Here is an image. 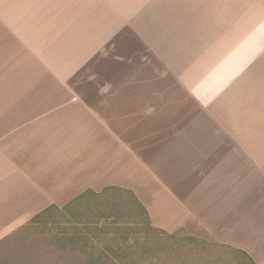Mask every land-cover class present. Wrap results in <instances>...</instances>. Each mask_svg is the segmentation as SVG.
<instances>
[{
  "label": "crops",
  "instance_id": "crops-1",
  "mask_svg": "<svg viewBox=\"0 0 264 264\" xmlns=\"http://www.w3.org/2000/svg\"><path fill=\"white\" fill-rule=\"evenodd\" d=\"M138 173L169 237L264 264V0H0V241Z\"/></svg>",
  "mask_w": 264,
  "mask_h": 264
},
{
  "label": "rangeland",
  "instance_id": "rangeland-1",
  "mask_svg": "<svg viewBox=\"0 0 264 264\" xmlns=\"http://www.w3.org/2000/svg\"><path fill=\"white\" fill-rule=\"evenodd\" d=\"M159 69H162L160 64ZM167 88L174 89L178 100L181 101L180 105L184 100L188 102L177 82L172 85L169 78ZM178 117H181V114L176 115V118ZM159 121L166 122V116ZM158 132L159 137L161 134L164 137L163 140H159V145L165 148L166 131ZM141 133L143 144L141 146L133 144L131 147L137 150L144 160L149 161L152 131L129 130L126 138L130 142H135L136 137L141 138ZM129 184L144 194V198L141 194L136 196L147 211L150 221L147 227L143 226L142 223L145 221L137 207L131 202H126L124 209H121L123 222L118 224L122 229L112 233L111 219L100 216L95 219L90 209L92 202L84 201L74 205L70 210L54 212L56 217L47 222L37 224L31 218L18 226L0 241V264H87L91 255L101 253L111 257L117 255L116 264H239L242 261L240 255L223 244L190 240L183 231L171 237L163 233L165 230L155 231V228H160L151 220L152 205L149 192L157 188V184L155 185L147 173H138L137 177H132ZM54 238H64L66 243L62 249H56L51 244ZM144 240L146 242L143 243Z\"/></svg>",
  "mask_w": 264,
  "mask_h": 264
},
{
  "label": "trees",
  "instance_id": "trees-1",
  "mask_svg": "<svg viewBox=\"0 0 264 264\" xmlns=\"http://www.w3.org/2000/svg\"><path fill=\"white\" fill-rule=\"evenodd\" d=\"M84 201H90L92 202L91 208L92 213L95 219L105 218V219H111L110 220V231L112 233H117V231H121V227L118 226L119 223L123 222V214L121 209L125 205V203H132L134 206L137 207L139 210L140 215L142 214V218L145 221L146 225L144 223L143 226L147 227L150 223L149 217L147 215V211L145 207L139 202L135 194L128 189L118 188V187H107L100 193H95L91 190L85 191L83 194L78 196L76 199H74L71 203L66 205L65 207L59 209L55 206H50L43 210L42 212L38 213L33 217V220L35 223L39 224V222H47L52 217L55 218L54 212H60V211H66L70 210L74 205L79 204ZM124 209V208H123ZM52 218V219H53ZM125 221V220H124ZM105 231L107 229H104ZM109 230V229H108ZM155 231H161V229H154ZM164 234L167 235L166 232L163 231ZM117 237V235H116ZM169 237V236H168ZM64 238H54L51 241V244L56 249H62L64 244L63 240ZM127 240V238H125ZM190 240H194L190 238ZM146 242V240L143 241V243ZM228 247V246H227ZM232 251H234L238 256L240 255V258H242V261L239 264H255L244 252L240 250L233 249L231 247H228ZM118 256L111 257L106 254H98L96 256L91 255L90 260L87 264H116Z\"/></svg>",
  "mask_w": 264,
  "mask_h": 264
}]
</instances>
